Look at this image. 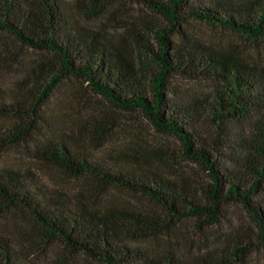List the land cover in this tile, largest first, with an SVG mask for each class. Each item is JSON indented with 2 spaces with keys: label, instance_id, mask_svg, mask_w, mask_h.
<instances>
[{
  "label": "trees",
  "instance_id": "trees-1",
  "mask_svg": "<svg viewBox=\"0 0 264 264\" xmlns=\"http://www.w3.org/2000/svg\"><path fill=\"white\" fill-rule=\"evenodd\" d=\"M132 1L167 24L145 23V28L132 27L126 37H116L109 29L88 24L100 15L97 7L88 13L84 9V18L60 0H0V32L46 57L16 87H0V117L9 119L0 128V155L25 145L67 176L91 178L103 193L113 187L139 194L167 217L113 204L98 207L99 196L72 195L49 188L30 171L0 169V220L23 212L38 227L32 234L27 231L30 245L56 243L68 254L100 264H246L252 252L264 249V201L257 199L264 186V67L205 46L189 36L183 24L192 18L264 43V0L242 5ZM174 36L179 39L172 40ZM175 75L215 84L212 100L173 98ZM66 77L84 80L94 94L117 108L140 112L157 131L181 143V156L199 165L209 182L197 189L187 177L166 174L163 163L142 150H122L99 161L87 135L50 132L44 104ZM236 121H249V144L229 138L228 123ZM211 128L220 134H211ZM97 138L104 139L105 133H97ZM225 146L235 152L228 158L232 166L221 165L214 154ZM231 203L247 212L257 237L238 238L232 246L211 248L186 261L143 244L163 235L173 221L219 223ZM25 251L10 235L0 233V264H33Z\"/></svg>",
  "mask_w": 264,
  "mask_h": 264
},
{
  "label": "rangeland",
  "instance_id": "rangeland-1",
  "mask_svg": "<svg viewBox=\"0 0 264 264\" xmlns=\"http://www.w3.org/2000/svg\"><path fill=\"white\" fill-rule=\"evenodd\" d=\"M210 1L192 0L191 4L198 5ZM212 1L242 5L246 0ZM60 2L72 9L74 14L77 13L84 18L86 17L84 9L86 13L95 7L102 9L97 18L93 17L87 21L88 24L96 28L109 29L116 37L124 34L126 37V31L132 27L145 28V23L167 24L166 20L132 0H60ZM183 26L189 36L205 46L242 57L251 65L264 67V43H256L236 32L212 27L192 18ZM178 39L176 36L172 37V40ZM154 46L157 48V43ZM45 58L41 52L21 46L9 34L0 32V87L6 90L16 87L17 82L30 75L37 69L40 60ZM215 88V84L203 79L175 75L171 82V96L176 99L210 102ZM42 113L51 121L50 132H80L90 137L92 140L90 149L99 161L107 160L122 150H142L156 161H161L163 170L168 175L187 177L195 187L199 183L209 182L207 174L199 165L181 156L179 141L157 131L140 112L117 108L94 94L82 79L66 77L45 102ZM7 124L9 119L0 117V128ZM214 130L211 128V134L213 132L215 135L220 134ZM228 130L229 138L233 142L246 145L252 141L249 121L228 123ZM99 132L105 133L104 139L97 138ZM222 135L226 138L225 134ZM232 153L235 152L228 146L223 147L219 154L214 152L219 163L226 166H232L231 159H228ZM0 169L30 171L49 188L72 195L82 193L91 199L99 196L96 204L98 207L113 204L115 207L126 209L160 212L163 218L167 217L156 208L154 202L139 194L113 187H109V190L103 193L91 178L67 176L60 168L37 158L25 145H16L5 150L0 155ZM257 199L264 201V186ZM199 224L196 218L173 221L163 235L143 244L160 255L177 253L186 261L211 248L214 250L226 245L232 246L238 238L247 236L255 238L258 235V229L247 212L234 203L226 207L224 217L219 223L209 226ZM34 230H38V227L31 217L23 212L6 215L0 220V233L10 235L17 243H21L26 250L25 255L27 258L30 257L29 261L33 264H100L83 255L68 254L56 243L46 245L32 242L30 245L26 234L27 231L32 234ZM26 245L29 249H26ZM246 264H264V249L252 252Z\"/></svg>",
  "mask_w": 264,
  "mask_h": 264
}]
</instances>
